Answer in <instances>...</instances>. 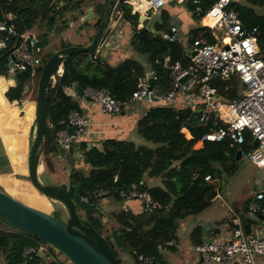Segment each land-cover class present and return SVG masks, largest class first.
I'll return each instance as SVG.
<instances>
[{
    "label": "trees",
    "instance_id": "1",
    "mask_svg": "<svg viewBox=\"0 0 264 264\" xmlns=\"http://www.w3.org/2000/svg\"><path fill=\"white\" fill-rule=\"evenodd\" d=\"M125 1L119 0L112 19L129 25L130 53L143 59L138 61L130 58V55L116 65L103 61L100 51L112 32L107 29L95 50L72 55L63 62L61 75L55 77L47 90L42 152L43 164L47 170H52V157L62 156L60 148L54 143L56 132L63 127L61 122H65L73 110L81 113L79 104L71 93L76 86L82 90H107L113 99L128 104L139 78L147 69L164 75L167 73V69L163 67L165 60L168 66L176 62L185 65L187 62L185 49L180 42H166L160 36V32L169 26L166 12L161 13V20L154 23L152 31L146 30L145 26L138 29L139 15L132 14L131 7ZM58 2L59 0H0V19L6 13L13 14L16 17L13 23L19 36H24L34 28L40 30V35L30 36L35 42V54L40 59V66L33 73L30 70L9 73V57L20 41L18 36L9 37L6 45L0 48V76L14 81L5 92L9 103L22 100L27 85L35 77L38 78L43 64L55 51L71 46L60 41L55 51L40 55L49 43V34L55 32L59 35L67 28L65 21H61L62 28H57V21L81 5L79 0H66L58 8ZM106 3L107 0L105 3L94 2V32L99 27ZM231 6L238 13L244 27H257L258 43L261 51H264V0H247L245 3H232ZM202 17L203 14L198 18ZM41 23L45 24L44 31H41ZM86 25L88 23L84 22L82 27ZM200 33H203L202 36L208 43H216L212 30L208 28L191 32L190 42L198 38ZM4 36L0 32V39ZM91 39L92 36L89 42ZM214 85L227 100L237 98V79L217 81ZM144 105L146 110L137 119L135 128L137 135L151 143L152 147L137 146L127 140L104 139L100 143L101 149H98L79 141L65 156L72 159L78 152L82 156L83 165L88 167L86 173L83 170H71L68 177L70 197L72 198L75 187L80 184L79 196L86 199L89 205L95 206L93 210H82L92 227L110 244L119 264L122 262L116 250L128 256L132 264H141L138 260L140 256L159 262L161 250L175 239L176 223L202 213L217 195L211 182L222 175L235 174L237 162L241 159L236 160V152L250 150L248 134L244 145L240 147L231 144L229 140L220 143L202 142L201 138L207 133L208 126L199 124L197 113L189 108ZM49 124H53L52 129L48 127ZM182 129L188 132L189 138L184 136ZM206 176L210 177L209 182L204 180ZM154 179L159 181L158 184H149ZM132 185L140 191H147L159 208L150 213H133L128 209L113 213L114 227L111 231H116L119 243L117 246L112 241L111 231L104 228L99 203L107 197L124 202L117 191L123 189L127 192ZM99 191H107V194L97 197L96 193ZM190 240L194 246L202 243L199 228L193 229ZM39 243L42 242L32 236L0 225V255L4 257L6 264H18L23 250L37 247ZM39 261L42 260L34 257L31 263Z\"/></svg>",
    "mask_w": 264,
    "mask_h": 264
},
{
    "label": "built area",
    "instance_id": "2",
    "mask_svg": "<svg viewBox=\"0 0 264 264\" xmlns=\"http://www.w3.org/2000/svg\"><path fill=\"white\" fill-rule=\"evenodd\" d=\"M131 0H126L129 4ZM149 11H158L171 1L178 0H139ZM247 0H189L196 15L203 14L211 21L210 29L218 34L216 43L210 44L205 38H198L185 45L187 62L183 65L163 64L166 74L147 69L139 78L135 91L128 104L115 100L107 90H83L85 100L100 108L108 117L119 115L128 105L159 104L173 108H189L197 113L198 123L208 126L201 138L202 142L220 143L229 140L235 146L245 143L246 134L250 138V150L240 151V158L246 157L257 168L264 170V51L258 43L257 27L243 26L232 3H245ZM16 17L6 13L0 19V48L6 45L9 37L20 41L9 57L12 73L30 70L32 73L40 66L34 44L30 36H19L13 20ZM161 38L166 42H180L176 28H170ZM235 78L239 82L237 98L227 100L219 94L215 82H225ZM153 100H157L153 102ZM63 127L56 132L54 143L63 151L65 157L86 135L89 119L76 110L71 111ZM50 129L53 124H49ZM182 129V133H185ZM187 134V133H186ZM186 137V136H185ZM254 141L257 142L253 148ZM76 154V153H75ZM78 156V154H76ZM206 182L210 177L204 178ZM118 195L124 201L138 200L143 212L150 213L159 208L147 191H140L135 185L125 192L119 189ZM107 194L99 191L97 197ZM86 202V199H83ZM247 214L253 218L264 219V189L254 192L247 205ZM239 227L233 231V238L225 241L212 240L195 245L194 254L211 264H255L254 256L264 260V239L257 235L244 234ZM168 246H174L171 240ZM34 257L42 261L31 263ZM141 264H159L153 258L139 257ZM70 264L61 254L50 246L39 243L37 247L25 248L18 264Z\"/></svg>",
    "mask_w": 264,
    "mask_h": 264
},
{
    "label": "crops",
    "instance_id": "3",
    "mask_svg": "<svg viewBox=\"0 0 264 264\" xmlns=\"http://www.w3.org/2000/svg\"><path fill=\"white\" fill-rule=\"evenodd\" d=\"M79 1L81 2L80 8L73 12H68L61 20L65 21L67 26V28L59 34L62 37L61 41L66 40L67 42H70L72 35H75V32H73L74 30L77 31L79 28L88 29L92 27L93 23L95 22L93 5L94 2L101 1ZM65 2L66 0H59L57 7L61 8ZM127 5L131 7L132 14L137 13L139 16L144 17L143 21L139 20L138 29H141L145 26L146 30L152 31L154 23L161 20V13L166 12L169 17V26L165 31L160 32V36H162L164 33H168L170 28H176L177 37L184 49L185 45L191 44V32L200 28L210 29L208 26L212 24L209 18H198L200 15L195 14L193 10L194 8L189 0H178L173 5L168 3L159 11H148L146 5L143 7L144 10L141 8H136L137 6L141 7L144 5V3H140L139 0H131ZM88 10L92 11L93 16L91 20L83 21V18L86 16ZM148 12L151 13L149 14ZM84 22H87L88 25L82 27ZM108 29H111L112 32L106 45L100 51V55L103 57V61H106L112 65H116L118 62L127 59L131 55L129 48V39L131 34L129 32V25L115 22L112 18ZM26 34L28 36L36 37L40 35V30L34 28ZM202 34L203 33H200L198 38H204ZM213 35L218 36L215 31L213 32ZM50 36H52V33L49 34V37ZM93 36L94 34L92 37ZM48 46L49 45L43 49V53H45L44 51H46ZM164 62L166 63L167 60ZM9 73H11V70ZM13 84V79L0 76V188L6 193H8L7 190H11L14 187L13 179L10 178V176L14 171L18 172L23 164L25 165L21 151L23 135L14 136V134L12 135L7 129L9 122L17 123V121L20 120L19 124H15V126H18L16 127L18 131L16 129L15 132H18L19 134L23 133L20 125L22 119L19 118L18 107H16V105L21 101L9 103L5 98V92ZM71 93L74 100L79 104L81 114L87 117L90 122V126L86 135L80 141L86 142L89 147H96L98 149H101L100 143L104 139L134 141L133 138L136 131V121L146 110L144 104L128 105L119 114V116L108 117L101 113L99 106L93 105L84 98L78 97L76 95L75 89L72 90ZM20 109L22 108L19 106V110ZM22 111L25 112L26 109L23 108ZM184 131L186 130L184 129ZM186 133V138H189L188 132ZM76 154L80 153L77 152ZM259 170L262 172L255 181L254 192L259 189H264V170ZM153 181L156 184L159 182L157 179H154L149 181V183H153ZM253 194L239 203L229 205L223 201L222 195L217 192L214 200L202 213L196 216L186 217L176 223L177 230L174 239L175 245H166V248L161 250L158 263L211 264L204 263L200 257L196 256L192 251L194 245L190 240V234L195 228H199L201 230L202 243L212 240L225 241L232 239L233 231L239 228L236 223H239L244 234L257 235L264 239V219L261 217L253 218L247 214V205L252 199ZM216 200L221 201V207L225 208L226 211L220 212V210L214 208L213 203ZM100 209L105 213H117L127 209L131 210L133 213H139L142 211L141 203L138 200L117 202L116 200L109 197L104 198L99 203V210ZM253 259L255 264H264V260L258 256H254ZM122 261L127 262L126 264H131L129 257L126 255L122 257ZM0 264H6L2 255H0Z\"/></svg>",
    "mask_w": 264,
    "mask_h": 264
},
{
    "label": "water",
    "instance_id": "4",
    "mask_svg": "<svg viewBox=\"0 0 264 264\" xmlns=\"http://www.w3.org/2000/svg\"><path fill=\"white\" fill-rule=\"evenodd\" d=\"M118 2L119 0H107L99 27L88 45L82 47L73 45L55 51L43 64L38 76L33 133L27 153V178L34 190L46 199L57 202L60 207L46 213L21 203L0 188V225L38 239L61 254L70 264L119 263L107 240L82 214V209L93 210L95 206L89 205L79 196L81 185L75 187L71 198L69 184H56L49 179L43 181L39 179L44 146L47 90L55 77L61 75L63 62L67 58L75 54L90 53L97 48L108 29ZM169 4H175V1ZM92 16V11L88 10L83 21L91 20ZM139 20L143 21L144 17L139 16ZM75 91L78 97H83V90L79 86L75 87ZM256 145L257 142L254 141L253 148ZM239 159L238 150L236 160ZM111 236L113 243L119 246L116 231H112Z\"/></svg>",
    "mask_w": 264,
    "mask_h": 264
},
{
    "label": "rangeland",
    "instance_id": "5",
    "mask_svg": "<svg viewBox=\"0 0 264 264\" xmlns=\"http://www.w3.org/2000/svg\"><path fill=\"white\" fill-rule=\"evenodd\" d=\"M104 2L106 0H97ZM149 14L151 12H148ZM42 24V25H41ZM40 28L41 31L45 30V24L41 23ZM38 26V25H37ZM57 28H62L61 20L57 21ZM77 30V29H76ZM71 32V31H70ZM75 32V35H72L71 41L65 43L71 44V46L75 45H86L89 44V38L95 34L92 27L86 29L79 28ZM72 33V32H71ZM61 36L56 34L55 32L52 36L49 37L48 47L46 48L45 53L40 54L41 56L47 54L48 52H52L55 50L61 41ZM130 58L141 61L143 58L138 57L134 54L130 56ZM38 78L35 77L32 82L27 85V88L23 94L22 100L20 103L16 105L19 111V118L21 120V129L23 130L22 134L15 132L17 129L15 124H19L20 120L16 122H9L7 125V129L14 136L15 135H23V144H22V155L23 161H25V165L23 164L18 172H13L10 178L13 179L14 187L11 190H7V194H9L12 198L24 203L25 205L32 207L34 209H38L44 211L46 213L51 212L60 205L57 202L46 199L41 194H39L28 181L27 178V153L28 148L31 143L32 133H33V123L35 116V100H36V88H37ZM240 87V86H239ZM239 90V88H238ZM23 106L22 109H26L25 112L22 109L19 110V106ZM119 116V115H117ZM116 116V117H117ZM18 118V119H19ZM18 131V129H17ZM134 141H132L135 145H144L147 147H152V144L141 139L136 131L134 133ZM62 156L52 157V170H47L43 164V157L41 156L40 169H39V179L43 181L44 179H49L56 184L65 183L69 184V174L71 170H83L85 173L88 170V167L83 165L82 156L78 154V156L74 155L72 159H68L67 157H63L64 153L61 151ZM261 170H259L252 162L247 160L246 157L241 158L237 162V171L235 174L231 176L222 175L220 178L214 180L212 185L215 190L222 195L223 201L228 203L229 205H234L246 199L248 196L252 195L255 191V181L261 175ZM150 184V183H149ZM151 184H156L154 181ZM119 206V205H118ZM214 208L220 210V212L226 211L225 208L221 207V201L216 200L213 203ZM101 215L103 216L102 222L106 231H111L112 227H114L112 221L113 213H105L103 210H99ZM82 214L85 216L84 211L82 210ZM104 232V231H103ZM112 232V231H111ZM107 236V233H103ZM117 256L121 259L122 264H126L127 262L122 261V257L124 254L119 250H116ZM4 258V257H3ZM130 259V258H129ZM130 263L132 264L131 260Z\"/></svg>",
    "mask_w": 264,
    "mask_h": 264
},
{
    "label": "bare ground",
    "instance_id": "6",
    "mask_svg": "<svg viewBox=\"0 0 264 264\" xmlns=\"http://www.w3.org/2000/svg\"><path fill=\"white\" fill-rule=\"evenodd\" d=\"M137 1V0H136ZM141 3V2H140ZM142 5V4H141ZM143 7H145V4L143 5V6H137L136 8H141L142 10H144V8ZM38 210V209H37ZM41 211V210H40ZM44 212V211H43Z\"/></svg>",
    "mask_w": 264,
    "mask_h": 264
}]
</instances>
